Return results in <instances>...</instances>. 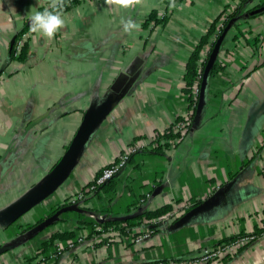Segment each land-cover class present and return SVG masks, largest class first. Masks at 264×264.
<instances>
[{
    "label": "crops",
    "instance_id": "crops-1",
    "mask_svg": "<svg viewBox=\"0 0 264 264\" xmlns=\"http://www.w3.org/2000/svg\"><path fill=\"white\" fill-rule=\"evenodd\" d=\"M49 1L0 0V212L49 173L87 108L114 88L127 90L58 191L17 222L0 221V246H10L0 264L264 261V159L257 155L264 142V11L253 13L264 0H246L229 21L216 71L203 93H194L192 106L184 92L188 60L237 0H81L61 12L64 25L48 37L31 30L30 17ZM128 18L138 27L126 31L122 21ZM27 27L26 57L12 58ZM190 110L183 137L161 152L137 151L109 186L89 192L96 174L128 146L154 148ZM84 190V212L64 213L55 225L32 230L52 207ZM168 204L176 217L153 229L140 223L142 211ZM89 211L113 219L137 216L93 236V224L80 223ZM147 231V239L136 240ZM80 232L87 234L84 242L74 240ZM56 233L74 237L52 241ZM244 234L255 238L236 253L200 259L205 248Z\"/></svg>",
    "mask_w": 264,
    "mask_h": 264
},
{
    "label": "water",
    "instance_id": "water-1",
    "mask_svg": "<svg viewBox=\"0 0 264 264\" xmlns=\"http://www.w3.org/2000/svg\"><path fill=\"white\" fill-rule=\"evenodd\" d=\"M263 11L264 6L254 10L253 13ZM228 31L229 26H226L219 37L216 39L212 47V50L204 67L202 87L200 89L201 94L204 91V87L210 73L216 65L221 47ZM130 80L131 81L127 84V86L131 84L134 79L131 78ZM126 90L127 87H125L124 89L118 87L114 88L112 94L109 95L100 105L91 106L86 109L82 117V121L77 128L74 136L72 137L70 143L68 144L65 152L63 153L59 161L49 171V173L39 183L34 185L23 197L10 204L6 209L0 212V221L3 224L9 225L11 223L17 222L19 219L27 215L30 211L42 204L45 200H47L50 196L57 192L58 189L70 178L71 174L75 171L77 165L79 164L82 154L87 144L91 140L93 134L102 124V122L109 116L121 96L125 94ZM44 117H40L39 119L31 123V127L40 122ZM80 204V202L69 203L67 200H65L62 204L55 205L54 207H52L51 211L47 213V215H45L39 222H37V225H35L32 230L36 232L42 230L45 227L55 225V223L61 220L64 213L70 211H76L80 213L84 212V207H82ZM89 212H87V214ZM189 215L190 214L188 213V215L186 216ZM103 216V219L100 220L101 223L108 219V217H106L105 215ZM136 216L137 215L129 214L116 217L115 220L127 221L136 218ZM185 218L180 219L179 223L185 220ZM9 248L10 246H0V253L7 251ZM259 264H264V261Z\"/></svg>",
    "mask_w": 264,
    "mask_h": 264
},
{
    "label": "trees",
    "instance_id": "trees-1",
    "mask_svg": "<svg viewBox=\"0 0 264 264\" xmlns=\"http://www.w3.org/2000/svg\"><path fill=\"white\" fill-rule=\"evenodd\" d=\"M79 1H81V0H50L49 3L47 4V6L44 7L43 9L47 8L49 10H58L60 12H63V11L70 9L72 6L77 4ZM245 1L246 0H241L240 4L236 7V9H234L233 12H231L230 14H228L225 17L224 28L227 26L229 21H231V19L238 14L239 10H241L243 8ZM156 18H157V15L154 14V15H152V17H150V20H153ZM165 19L166 18L164 17L162 19V21H164ZM219 20H220V16L218 18H216L215 21L210 25V27L208 28V31L202 35L201 39L199 40V42L195 46L194 50L192 51L191 56H190L188 63H187L186 72H185V76H184V80H185L184 92L188 95L191 106L196 104V102H197V99H196L195 94H194L195 86H197V85L200 86L202 79H203L204 67H203V65H201L200 59H201L202 53L204 52L205 48L208 45L213 44L212 38L217 31ZM158 21H159V19H157V22ZM27 29H28V27L26 29H24V31L17 37L15 43L20 38V36L24 32L27 31ZM26 52H27L26 51V43H24L20 55L16 57L15 56V45H14L12 48V51H11V57L24 59L26 57ZM214 71H216V66L213 68V72ZM180 135L181 134L179 132H175L173 127H171L169 129H167L163 134H160L158 136V138L156 139V142H155V143H157V146H155L152 149H148L145 147L142 149V151L150 150V151L161 152L164 147L169 146L170 143H173L177 140V138H180L179 137ZM101 171H102V169L96 174V176L100 175ZM111 181L112 180L104 183L102 186L97 188L95 193L96 192L98 193L99 189L106 188L107 185L109 186ZM93 183H94V180L88 185L87 188L89 189ZM83 192L86 194L85 190ZM171 211H173V205L168 204V205H164V206H162L156 210H144L140 213L138 219H139L140 223H147L150 225V229H153L154 225L156 226L157 223L160 220H162L165 217V215H167ZM96 213H99V212H96ZM99 214H102V213H99ZM103 215L109 216L108 214H105V213ZM80 217H81L80 223H91V224L94 223V221L87 216L80 215ZM127 222H129V220L126 221L125 223H127ZM120 224H121L120 221H117L113 218H108L107 220H105L104 222L101 223V225L103 226V228L106 231L108 229L116 228ZM123 228H126V227L123 226ZM244 235H246V234H244ZM73 237H74V233H64V234L56 233L52 236L51 240L54 241L55 238L69 239V238H73ZM237 238L238 237L230 238L228 240L221 241V243H219V244H226L230 241L236 240ZM47 244H48V242H46L44 244L45 250H46Z\"/></svg>",
    "mask_w": 264,
    "mask_h": 264
},
{
    "label": "built area",
    "instance_id": "built-area-1",
    "mask_svg": "<svg viewBox=\"0 0 264 264\" xmlns=\"http://www.w3.org/2000/svg\"><path fill=\"white\" fill-rule=\"evenodd\" d=\"M239 3H240L239 0H237L235 2L234 8L237 7L239 5ZM225 17H223L222 20L218 24L217 31L212 38L213 44L215 43L216 39L219 37V35L223 31ZM150 25L152 27L154 26V24H150ZM27 36H28V32L26 31L20 36V38L17 40V42L14 43V45H15V56L16 57L20 55L22 47L24 45V42H25ZM213 44L208 45L205 48L204 52L202 53L200 63H201V65H203V67H205V64L208 60L209 54L212 50ZM199 92H200V88L197 85V86H195L194 93L198 94ZM191 122H192V110H190L188 113H186L183 117V120L180 123L176 124L175 127H173L175 132H179L181 134L179 136L180 138L183 137L188 132ZM180 138H177V139H180ZM144 146L145 145H143V143H135L133 145L128 146L122 153H120L119 157L113 163H110V164L106 165L105 167H103L100 175L94 177V179H93L94 183L89 188L90 192L94 193L97 190V188H99L104 183H106V182L112 180L114 177H116V175L128 164L130 157L134 153H136L137 151L142 150L144 148ZM146 148H148V147H146ZM149 148H152V147H149ZM257 155L262 156V158L264 159V142L260 146V148L258 149ZM85 196H86V194L83 191H79L76 195L69 198L68 202L69 203L80 202L84 199ZM190 205L191 204H187V206H190ZM87 217H89L90 219H92L94 221L92 227H93V231L95 234L93 236H96V233L102 234L105 232V229L103 228V226L101 225V222H100V220H102L104 217L103 215H99L95 212H89L87 214ZM174 217H176L175 210L169 212L167 215H165V217L163 219L174 218ZM150 233H151L150 231H147L141 235H138L136 240L140 241L143 239H147L150 236ZM86 238H87L86 232H80L78 234V236L75 237L74 240L76 242H84L86 240ZM253 238H254L253 235L246 234V235H242V236L238 237L236 240L230 241L226 244H218L216 247L205 248L200 254L201 255L200 259H202V260L218 259L226 253H236L238 251V249L240 248V246L248 243ZM69 242H70V245H73V243H74L73 241H69ZM57 252H59V250H57Z\"/></svg>",
    "mask_w": 264,
    "mask_h": 264
},
{
    "label": "clouds",
    "instance_id": "clouds-1",
    "mask_svg": "<svg viewBox=\"0 0 264 264\" xmlns=\"http://www.w3.org/2000/svg\"><path fill=\"white\" fill-rule=\"evenodd\" d=\"M64 23L65 20L60 11L47 8L35 11L30 17L31 30L48 37L53 36ZM122 23L126 31H131L138 27L137 23L131 18L123 20Z\"/></svg>",
    "mask_w": 264,
    "mask_h": 264
}]
</instances>
